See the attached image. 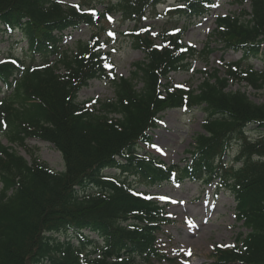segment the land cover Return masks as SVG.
Returning a JSON list of instances; mask_svg holds the SVG:
<instances>
[{"label":"trees","instance_id":"1","mask_svg":"<svg viewBox=\"0 0 264 264\" xmlns=\"http://www.w3.org/2000/svg\"><path fill=\"white\" fill-rule=\"evenodd\" d=\"M161 2L78 0L65 6L57 0H0V31L18 29L27 43L23 58L0 62V134L9 143L0 144V264H172L156 246L157 233L170 222L165 208L136 192L131 175L149 186L190 179L227 190L245 230L234 245L214 247L210 264H264V102L255 103L242 90L264 88V68L257 71L251 63H264V0L215 19L210 38L242 57L225 63L223 76L219 69L203 71V81L188 89L162 80L189 69L197 55L206 60L214 49L205 44L198 52L186 45L180 29L152 33L143 23ZM211 5L179 0L167 14L186 22L205 16ZM110 15L134 24L127 36L144 59L130 77L111 78L114 98L89 110L78 94L90 80L108 78L107 43L99 32L71 50L60 42L64 30L97 28ZM36 54L44 58L40 67L33 65ZM232 81L239 84L234 91L228 89ZM197 106L206 113L204 132L194 137L184 166H166L139 152L151 142L148 131L162 112ZM249 127L262 133L251 139ZM29 138L59 150L64 170L22 156L16 147ZM235 142L238 150L226 161ZM108 168L118 174H106Z\"/></svg>","mask_w":264,"mask_h":264},{"label":"rangeland","instance_id":"2","mask_svg":"<svg viewBox=\"0 0 264 264\" xmlns=\"http://www.w3.org/2000/svg\"><path fill=\"white\" fill-rule=\"evenodd\" d=\"M62 4H74L77 0H59ZM213 6L204 17H199L188 22L178 21L176 18L165 16L167 9L175 0H163L157 5V15L150 16L145 25L153 33L162 30L181 28L185 23L183 41L186 45L193 46L200 52L205 44H209L214 50L208 55H197L191 59L190 68L187 70L171 73L167 80L169 87H181L184 89L197 88L203 81V71L211 73L219 69L221 76L226 71L225 63L238 61L241 53L223 51L220 41L210 38L215 29V19L230 13L238 14L241 10L250 9V0H212ZM102 6H97L101 10ZM119 17L113 16L101 21L100 27L91 28L81 26L77 30L63 32L62 47L72 48L78 40L87 41L92 33L99 32L105 39L106 49L110 53L109 77H130L133 64L143 60V54L132 47L127 32L133 27V23L122 24ZM106 37V38H104ZM157 43H159L157 41ZM26 50V40L22 39L17 31H0V61L10 56H22ZM53 58V57H51ZM41 60L36 59L35 63ZM256 70H263L264 63L261 60H252ZM241 85H244L241 84ZM240 85V86H241ZM141 84L138 85V88ZM239 84L232 81L228 89L234 91ZM246 90L249 98L255 103L264 102V88L255 91L250 87ZM1 97V95H0ZM114 98V87L110 79H95L89 82L78 94V101L85 103L89 110L98 111L101 104ZM205 112L203 106L191 109L171 108L161 114V120L157 128L150 131L152 141L149 145H140L141 154L153 155L166 165H183L186 158V150L193 144L196 134L203 132L201 127ZM255 127H249V137L256 139L262 131ZM0 143L7 145L4 135L0 134ZM230 153L225 160L232 159V154L238 150L237 143H233ZM17 151L27 160L37 157L46 162L56 171H63L65 167L61 153L51 144L34 138L27 139L24 146L16 147ZM106 174L114 175L117 170L110 168ZM135 185V184H134ZM137 191H148L155 200L167 206V214L171 222L163 227L158 234L157 246L169 257L176 256L172 264H210L213 260L211 253L216 246L226 247L233 245L236 234L241 229L240 223L235 219V202L229 192L216 191L212 185H204L199 182L184 181L180 185L163 183L160 186L146 188L143 183H138ZM64 236H61L63 239ZM165 254V255H166ZM189 256V258H184ZM173 260V259H172ZM163 261V260H162ZM154 264H157L156 261ZM160 264H170L163 261Z\"/></svg>","mask_w":264,"mask_h":264},{"label":"snow or ice","instance_id":"3","mask_svg":"<svg viewBox=\"0 0 264 264\" xmlns=\"http://www.w3.org/2000/svg\"><path fill=\"white\" fill-rule=\"evenodd\" d=\"M93 15H95V13H93Z\"/></svg>","mask_w":264,"mask_h":264}]
</instances>
